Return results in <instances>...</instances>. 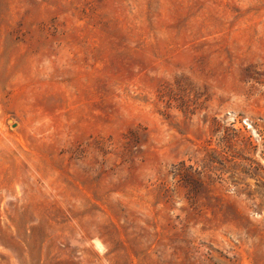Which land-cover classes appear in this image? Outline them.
Here are the masks:
<instances>
[{"label": "rangeland", "instance_id": "obj_1", "mask_svg": "<svg viewBox=\"0 0 264 264\" xmlns=\"http://www.w3.org/2000/svg\"><path fill=\"white\" fill-rule=\"evenodd\" d=\"M0 264H264V0H0Z\"/></svg>", "mask_w": 264, "mask_h": 264}]
</instances>
